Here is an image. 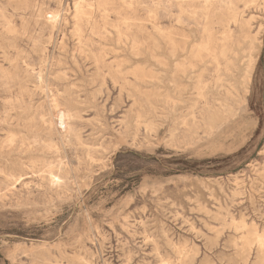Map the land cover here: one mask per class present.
<instances>
[{"label":"rangeland","instance_id":"1","mask_svg":"<svg viewBox=\"0 0 264 264\" xmlns=\"http://www.w3.org/2000/svg\"><path fill=\"white\" fill-rule=\"evenodd\" d=\"M78 1L0 0V264H264V0Z\"/></svg>","mask_w":264,"mask_h":264},{"label":"bare ground","instance_id":"2","mask_svg":"<svg viewBox=\"0 0 264 264\" xmlns=\"http://www.w3.org/2000/svg\"><path fill=\"white\" fill-rule=\"evenodd\" d=\"M59 1H61V0H59ZM103 1V2H102ZM124 4H130V8H131V4H132V1L131 0H121ZM136 1H138V0H136ZM141 1V0H140ZM139 1V2H140ZM102 2V3H101ZM108 2H110V0H80V1H78L75 5H74V18L76 19V21H77V24H79V21H84V20H86L89 24H91V26L93 25V23H94V17H95V14H96V12H102V16L103 17H105V18H108V12H109V9L107 8V3ZM142 2V1H141ZM141 2H140V4H141ZM155 2V1H154ZM226 2V1H225ZM229 2V1H228ZM59 3V2H58ZM135 3V2H134ZM143 3V2H142ZM152 3H153V1H152ZM203 3H204V6H203V8H202V14H203V17L204 18H208V16H209V14H210V10L212 9V10H214L215 9V7H216V4L217 3H215V0H203ZM246 4H247V6L248 5H251V6H255L256 4H257V0H248L247 2H246ZM138 5H139V3H138ZM153 5H154V3H153ZM152 5V6H153ZM218 5V4H217ZM230 5V4H229ZM227 6V5H226ZM232 7V6H231ZM129 8V7H128ZM134 8V7H133ZM149 8V10H150V12H158L160 9H162L163 8V6L161 5V1L159 0L158 1V3L156 4V6L153 8V7H148ZM183 9H184V7H182ZM229 8H230V6H229ZM228 8V9H229ZM210 9V10H209ZM100 10V11H99ZM131 10V9H130ZM217 10V9H216ZM61 11V10H60ZM59 12V11H58ZM47 14V13H46ZM57 14V13H56ZM59 14V13H58ZM47 15H50V17H48V19L47 20H56V16L54 15V14H47ZM170 15L174 18L175 17V15H174V13H170ZM194 15V14H193ZM59 17V16H58ZM45 18H47V17H45ZM234 18H235V16H234ZM111 20V19H110ZM208 20V19H207ZM48 21V22H49ZM176 21L177 22H180L181 21V19H180V17L179 16H177L176 17ZM51 22H53V21H51ZM125 22H126V20H125ZM238 22V21H237ZM236 22V23H237ZM50 23V22H49ZM56 23V22H55ZM128 23V22H127ZM51 24V23H50ZM49 24V25H50ZM56 25V24H55ZM244 25V24H243ZM50 26H52V25H50ZM75 26H76V23H75ZM94 26V25H93ZM130 26V25H129ZM153 26L158 30V32H161V31H164V29H162V28H160V27H158L157 25H154L153 24ZM53 27V26H52ZM133 27V26H132ZM141 31L140 32H143L144 31V29H143V27L142 26H137ZM93 28V27H92ZM119 29V28H118ZM94 30H92V32H93ZM170 31V30H169ZM169 31H167V32H169ZM118 32V34H121L120 33V31L118 30L117 31ZM203 32L205 33V32H209V31H207V28H206V26L204 27V29H203ZM230 32H231V29L229 30V32H228V34L227 35H229V37H230ZM162 34V33H161ZM206 34V33H205ZM76 35V34H75ZM165 35V37L167 36L168 38L166 39L167 41H169V43H171V44H173V46L175 45V43H174V38H173V34H172V32L170 31L167 35H166V33L164 34ZM207 35V39L205 40V41H203L201 44H199V46H197V47H194V51H193V58H198L199 57V52L200 51H210V47H209V45H210V42H211V40H212V36L210 35V32H209V35L208 34H206ZM147 37H149V38H151V35L150 34H148L147 35ZM229 37H227V38H229ZM136 38L137 37H135V38H133V44L135 45V43H136ZM139 39V38H138ZM165 39V38H164ZM203 39V38H202ZM225 39V38H224ZM244 40V39H243ZM79 42H81V41H79ZM140 41L138 40V43H139ZM170 45V44H169ZM84 47V46H83ZM155 48V47H154ZM87 49V48H86ZM90 52H91V50H90ZM89 52V53H90ZM190 52V51H189ZM228 52H231V49L229 48V47H227V48H224V50H223V53H228ZM88 53V52H87ZM176 54V53H175ZM235 55V54H234ZM93 56V55H92ZM222 56V55H221ZM226 56V55H225ZM48 57V56H47ZM93 58H95V57H93ZM96 59V58H95ZM230 61H232V60H230ZM230 61H228L229 63H233V62H230ZM42 65V64H41ZM250 67H251V60H250V62H249V66L247 67V69H250ZM42 72V71H41ZM171 77V76H170ZM55 119H57V121H58V123H59V130H61V131H66L67 130V116H66V113H65V111L64 110H62V109H60V107L58 108V105H57V109H56V111H55ZM54 115H53V117H54ZM56 122V121H55ZM70 126V125H69ZM68 133L70 134L71 132H69L68 131ZM77 134H79V133H77ZM65 135H66V133H65ZM74 135H76V134H74ZM78 136V135H77ZM80 137V136H79ZM77 138V137H76ZM81 139V138H80ZM77 140V139H76ZM81 141V140H80ZM81 144H82V141H81ZM55 147V146H54ZM51 175V174H50ZM54 177V176H53ZM56 178V177H55ZM54 180V179H53ZM58 182V179H55L54 180V182L53 183H57ZM27 184V183H26ZM260 241H261V239H260ZM262 244V243H261Z\"/></svg>","mask_w":264,"mask_h":264}]
</instances>
